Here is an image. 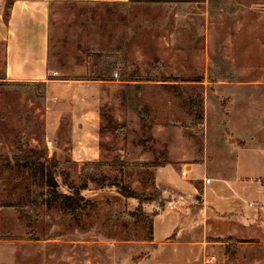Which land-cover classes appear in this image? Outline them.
I'll return each instance as SVG.
<instances>
[{"label":"rangeland","instance_id":"1","mask_svg":"<svg viewBox=\"0 0 264 264\" xmlns=\"http://www.w3.org/2000/svg\"><path fill=\"white\" fill-rule=\"evenodd\" d=\"M47 36L45 82L0 80V264H264V0L53 1ZM64 80L103 84L97 161L66 153ZM132 148L148 161L128 171ZM28 149L55 155V194L13 164ZM179 160L213 182L206 201L197 181L194 200L164 189L138 213L112 188L148 196L151 170ZM171 202L182 227L151 246Z\"/></svg>","mask_w":264,"mask_h":264},{"label":"crops","instance_id":"2","mask_svg":"<svg viewBox=\"0 0 264 264\" xmlns=\"http://www.w3.org/2000/svg\"><path fill=\"white\" fill-rule=\"evenodd\" d=\"M53 1H83L100 3H125L127 0H14L5 16V1L0 0V80L9 83H38L45 82L50 73L47 68L48 36L47 24L49 4ZM57 91L72 92V112L70 119V144L67 154L75 161H97L99 156L98 142L100 133V91L102 82L99 81H53ZM87 94L81 97L80 94ZM97 142L95 143L97 145ZM76 143V144H75ZM133 153H138L133 157ZM126 169L136 168L147 156L139 149L132 148L127 154ZM59 156V155H57ZM181 160L171 164L167 162L151 170L147 184V192L162 193L164 189H172L182 196L195 199L199 195L194 182L201 181L203 185L202 197L208 198V185L202 180L207 178L196 173L191 166L179 164ZM188 166V167H187ZM181 167V169H179ZM185 167L186 170H182ZM183 173V175L181 174ZM139 183L138 180H136ZM207 185V186H206ZM138 192L135 189H131ZM193 199V200H194ZM161 196L159 197V202ZM176 204L156 214L152 219L151 246L161 245L169 240L182 227V216L174 209ZM183 232L179 233L181 236ZM178 236V237H179ZM190 244V243H189Z\"/></svg>","mask_w":264,"mask_h":264},{"label":"trees","instance_id":"3","mask_svg":"<svg viewBox=\"0 0 264 264\" xmlns=\"http://www.w3.org/2000/svg\"><path fill=\"white\" fill-rule=\"evenodd\" d=\"M130 2H136L137 0H128ZM151 3H165V2H190L194 0H147ZM12 2L5 4V16L7 17V12L10 8ZM196 121H201V112L198 111L196 114ZM13 164L22 165V166H30L44 175L46 184L49 187V191L52 194H55L57 184V167L59 162L57 161L55 155L53 154L50 158H48V153L46 149L37 150H21L20 154L13 156L12 158ZM112 188L119 196L125 199H132L137 202V212L139 213L146 203H154L159 199V195L157 192H153L152 194L145 196L143 194H139L130 190L125 186L113 185ZM79 194L77 192H73L71 195H65L63 198L64 204L67 208L72 211H76L79 208ZM133 215V214H132ZM151 234V233H150ZM150 241V240H148Z\"/></svg>","mask_w":264,"mask_h":264},{"label":"built area","instance_id":"4","mask_svg":"<svg viewBox=\"0 0 264 264\" xmlns=\"http://www.w3.org/2000/svg\"><path fill=\"white\" fill-rule=\"evenodd\" d=\"M181 174L183 175V173H181ZM202 181H203L204 184L209 183V180L208 179H206V180L204 179ZM259 210L262 211V212H264V204L259 207Z\"/></svg>","mask_w":264,"mask_h":264}]
</instances>
